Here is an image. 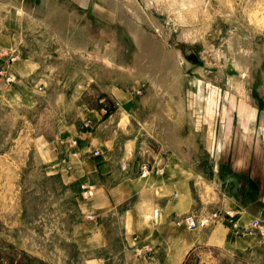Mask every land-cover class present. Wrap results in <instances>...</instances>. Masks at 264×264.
<instances>
[{"label":"rangeland","instance_id":"1","mask_svg":"<svg viewBox=\"0 0 264 264\" xmlns=\"http://www.w3.org/2000/svg\"><path fill=\"white\" fill-rule=\"evenodd\" d=\"M79 1L71 18L64 8L56 10L62 18L42 8L30 16L25 48L46 85L40 101L12 106L0 85V264H104L70 243L77 206L46 151L59 127L87 129L88 111L112 108V85L167 111L171 119L161 127L191 135L172 137L176 143L210 147L213 138L204 130L214 132L211 119L223 118L227 126L229 117L264 149V0H135L136 8L127 3L132 15L121 11L126 0ZM177 53L182 60L175 72ZM184 264H264V245L235 255L195 252Z\"/></svg>","mask_w":264,"mask_h":264},{"label":"crops","instance_id":"2","mask_svg":"<svg viewBox=\"0 0 264 264\" xmlns=\"http://www.w3.org/2000/svg\"><path fill=\"white\" fill-rule=\"evenodd\" d=\"M37 8L52 9L59 18L56 10L70 9L67 15L74 16V0H0V49L16 53L9 65L16 80L5 84L0 78L2 96L12 106H35L46 87L35 55L25 48ZM110 93L112 108L88 111L87 129L77 123L59 127L46 151L77 206L69 225L73 246L104 264L124 258L131 264H184L195 252L235 255L264 245V149H256L243 124L236 131L235 118L228 117L227 126L223 118L211 119L214 132L204 130L213 138L210 147L176 143L171 138L187 132L161 127L171 119L167 111L158 113L151 100L121 85L110 86ZM145 163L163 172L142 174ZM186 216L197 227L188 228Z\"/></svg>","mask_w":264,"mask_h":264},{"label":"built area","instance_id":"3","mask_svg":"<svg viewBox=\"0 0 264 264\" xmlns=\"http://www.w3.org/2000/svg\"><path fill=\"white\" fill-rule=\"evenodd\" d=\"M16 59L15 51L8 49H0V61L4 60L6 62L5 66L0 67V78L4 81L5 84H11L16 80V75L10 70V64ZM142 174L154 171L158 174H161L163 170L161 168H153L151 165L145 163L140 166ZM91 192V190H89ZM227 216H230V212H226ZM217 214H213V217H217ZM89 218L91 216H88ZM182 221L187 225L188 228L193 229L197 227L198 222L193 216H186ZM206 221V220H205ZM203 221V222H205ZM257 221L253 222V225L256 226Z\"/></svg>","mask_w":264,"mask_h":264},{"label":"bare ground","instance_id":"4","mask_svg":"<svg viewBox=\"0 0 264 264\" xmlns=\"http://www.w3.org/2000/svg\"><path fill=\"white\" fill-rule=\"evenodd\" d=\"M125 1V0H124ZM127 1V2H126ZM125 2H126V5L125 6H121L122 7V9H121V11H122V13L123 14H125L124 12H128L129 14H131L132 15V11L131 10H133L134 11V9H129V7H134V8H136L135 6H136V4L135 3H137V1L136 2H134L135 0H126ZM146 1H148V0H146ZM176 1H178V0H176ZM184 1V0H183ZM183 1L181 0V4L183 3ZM197 1V0H196ZM144 2H145V0H144ZM206 2V1H205ZM127 3L129 4V7L127 6ZM175 3V2H174ZM177 4V3H176ZM122 5H124V4H122ZM150 5V4H149ZM185 5V4H184ZM190 5H192V3H190ZM206 5V4H205ZM189 6V5H188ZM200 6V5H199ZM186 7V6H185ZM202 7V6H201ZM174 8V7H173ZM204 8V7H203ZM176 9V8H175ZM189 9V8H188ZM137 10V9H136ZM172 10H174V9H172ZM177 11H178V9H176ZM199 10V9H198ZM264 10V9H263ZM143 11V10H142ZM169 11V10H168ZM194 11V10H193ZM201 11V10H200ZM137 12V11H136ZM171 12V11H170ZM183 12V11H182ZM195 12V11H194ZM202 13H203V10H202ZM252 13V12H251ZM183 14V13H182ZM192 14V13H191ZM194 14V13H193ZM197 14V13H196ZM254 14H255V12H254ZM261 14H263V17H261V19H262V21H260L259 23H260V25L261 26H263L264 27V12L263 13H261ZM127 15V14H126ZM181 15V14H180ZM129 16V15H128ZM250 16V15H249ZM260 16V15H259ZM194 17V16H193ZM252 17H254L253 15H252ZM255 19V18H254ZM259 19V18H258ZM257 19V20H258ZM260 19V20H261ZM138 21V20H137ZM132 23H133V27L135 28V30L136 29H138V27L136 26L137 24H136V22L134 21V20H132ZM179 24V23H178ZM184 25V24H183ZM259 25V24H258ZM260 27V26H259ZM140 29V28H139ZM139 29L137 30V31H139ZM157 29V28H156ZM155 29V30H156ZM141 30V29H140ZM186 30V29H185ZM138 33V32H137ZM141 33H142V31L140 32V35H141ZM144 35V34H143ZM142 36V35H141ZM141 36H138V37H140L141 38ZM136 37V36H135ZM140 40V39H139ZM175 52V51H174ZM173 52V53H174ZM246 52V51H245ZM177 56V57H176ZM247 56H249V54L247 55ZM175 59L177 58V60H176V62H174L173 61V63L171 64L172 66L174 65V70H175V72H177L178 70L177 69H179L178 68V66H179V63H181L180 62V60H182V57H181V54H179V53H177V54H175ZM236 57V56H235ZM170 59H172L171 58V56H170ZM246 59V58H245ZM248 59V58H247ZM247 63V62H246ZM236 64V63H235ZM166 65V64H165ZM237 65V64H236ZM243 65V64H242ZM246 65V64H245ZM248 65V64H247ZM170 67V66H169ZM171 68V67H170ZM236 68V67H235ZM239 69V68H238ZM237 69V70H238ZM167 70V69H166ZM173 70V69H172ZM173 70V71H174ZM177 70V71H176ZM249 71V70H248ZM179 72H180V70H179ZM249 73V72H248ZM241 74H243V73H241ZM247 74V73H246ZM180 75V74H179ZM182 76V75H181ZM178 77H180V76H178ZM167 78V77H166ZM248 78V77H247ZM180 79H182V78H180ZM179 80V79H178ZM167 83V82H166ZM250 90V89H249ZM176 91V90H175ZM244 92H245V90H244ZM241 94H242V92H241ZM244 94V93H243ZM246 97V96H245ZM248 98V97H247ZM245 99V98H244ZM250 100V99H249Z\"/></svg>","mask_w":264,"mask_h":264}]
</instances>
